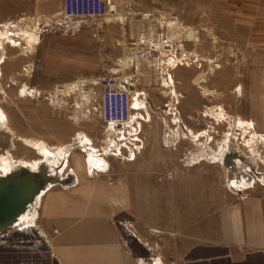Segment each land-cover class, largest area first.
Wrapping results in <instances>:
<instances>
[{
  "label": "rangeland",
  "instance_id": "obj_1",
  "mask_svg": "<svg viewBox=\"0 0 264 264\" xmlns=\"http://www.w3.org/2000/svg\"><path fill=\"white\" fill-rule=\"evenodd\" d=\"M64 1L0 0V176L5 164L12 175L24 165L45 186L23 225L0 233V264H60L37 211L46 190L67 189L59 180L73 169L74 185L86 189L146 161L154 177L168 178V158L185 173L197 165L199 181L220 179L238 199L264 195V0H110L111 16L68 23L58 16ZM170 13L176 25L160 28ZM54 34L69 42L49 43ZM155 39L169 40L170 52L130 58L132 41ZM99 77L136 88L123 132L101 123L100 90L88 82Z\"/></svg>",
  "mask_w": 264,
  "mask_h": 264
},
{
  "label": "crops",
  "instance_id": "obj_2",
  "mask_svg": "<svg viewBox=\"0 0 264 264\" xmlns=\"http://www.w3.org/2000/svg\"><path fill=\"white\" fill-rule=\"evenodd\" d=\"M54 40L69 42L56 34ZM167 161L168 178L154 177L146 161L117 183L79 189L73 169L69 188L46 190L37 229L58 262L264 264L263 191L242 194L241 201V193L221 189L220 179L199 181L197 165L185 173Z\"/></svg>",
  "mask_w": 264,
  "mask_h": 264
},
{
  "label": "built area",
  "instance_id": "obj_3",
  "mask_svg": "<svg viewBox=\"0 0 264 264\" xmlns=\"http://www.w3.org/2000/svg\"><path fill=\"white\" fill-rule=\"evenodd\" d=\"M114 12L115 10H113V5L110 0H65L58 16L60 17V21L68 23L83 19H103L111 16ZM159 18V27L162 29H167L166 27L169 23L176 24L178 20L177 14L174 13H170L168 19H166V16H159ZM157 42L160 41L158 39L147 43L132 41L130 58L136 61H142L147 55L156 53L154 46ZM167 42L170 41L166 40L163 44L170 52L172 43L168 44ZM88 82L100 90L101 123L110 130L116 129L120 132L129 128L133 104V91L131 92L129 90L130 82L122 86V82L117 77H99ZM66 89L68 88L57 86L55 93H64ZM239 199L244 200L243 196H240Z\"/></svg>",
  "mask_w": 264,
  "mask_h": 264
},
{
  "label": "water",
  "instance_id": "obj_4",
  "mask_svg": "<svg viewBox=\"0 0 264 264\" xmlns=\"http://www.w3.org/2000/svg\"><path fill=\"white\" fill-rule=\"evenodd\" d=\"M129 90H134L133 83H130ZM39 176L40 178L22 169L19 174L0 179V189L2 185L9 187L7 191H4L7 192L6 194L0 192V233L3 229L13 225L40 193L43 178Z\"/></svg>",
  "mask_w": 264,
  "mask_h": 264
},
{
  "label": "bare ground",
  "instance_id": "obj_5",
  "mask_svg": "<svg viewBox=\"0 0 264 264\" xmlns=\"http://www.w3.org/2000/svg\"><path fill=\"white\" fill-rule=\"evenodd\" d=\"M113 17L116 19V18H118V19H120L121 21L122 20H124V17H122L120 14H118V13H115L114 15H113ZM169 25H171V26H173L174 24L173 23H170ZM176 25V24H175ZM180 30H184V28L183 27H180ZM0 36L3 38V37H5V33H3V32H1L0 31ZM0 37V38H1ZM33 37V36H32ZM154 48H155V51L156 52H161V50H165L166 52H169L167 49H166V46L163 44V43H160V42H157V43H155V46H154ZM159 52V53H160ZM118 63L120 64V65H122V61H118ZM197 81H199V79L197 78L196 79ZM121 82H122V86H124L125 84H128L130 81H128V80H125V79H121ZM85 83L84 82H76V83H73V85L75 86V85H77V87H78V91H80L81 93H82V87H83V85H84ZM136 91V88L133 90V93H132V96H133V102L134 101H136L137 99H138V97H135L134 96V94L136 93L135 92ZM132 92V91H131ZM23 92H21V94H22ZM136 98V99H135ZM135 99V100H134ZM133 105V104H132ZM6 120H7V116L2 112V110L0 109V125L3 123V122H6ZM132 126V125H131ZM120 132V131H119ZM81 142H80V144H82L83 146L84 145H87L90 141L89 140H86L85 138L84 139H82L81 138V140H80ZM47 152L48 151H46V149H42L41 150V153L44 155H47ZM60 157V155L58 156V158ZM19 167V169L20 170H24V169H26L25 167L26 166H24V165H19L18 166ZM105 169V168H104ZM102 171V170H101ZM12 173H15V172H13V170H11V168H10V166H9V164H5V166H4V168H2V176H0V179H2V178H4V177H8V175L9 176H11L12 175ZM17 174H19V173H17ZM70 176H73V175H67V177H70ZM71 178H62V179H60L59 180V182L60 183H64V184H68V181L70 180ZM19 182V181H18ZM9 188V187H8ZM8 188H6V187H4V185H2V188L0 189V192H1V194H6L7 192H4V191H7V189ZM44 188H45V186H44V184H42V189H41V191H40V193L33 199L34 201L30 204V205H28V207H27V209H26V211H28V213L30 212L31 213V211L37 206V204H38V200L37 199H39L38 197L42 194V191L44 190ZM9 191H11V189L9 190ZM26 211H24V212H26ZM34 211V210H33ZM23 214V213H22ZM26 217L27 216H22L21 217V214H20V216L18 217V220H17V224H18V222L20 221V223H19V225L20 226H22L23 225V221L24 220H26ZM21 220H20V219ZM16 222V221H15ZM15 222L13 223V225L15 224ZM27 224V223H26ZM25 224V225H26Z\"/></svg>",
  "mask_w": 264,
  "mask_h": 264
}]
</instances>
